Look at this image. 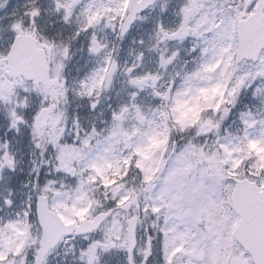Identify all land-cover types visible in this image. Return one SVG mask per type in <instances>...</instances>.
<instances>
[{"label": "snow or ice", "instance_id": "6c2138e0", "mask_svg": "<svg viewBox=\"0 0 264 264\" xmlns=\"http://www.w3.org/2000/svg\"><path fill=\"white\" fill-rule=\"evenodd\" d=\"M0 264H264V0H0Z\"/></svg>", "mask_w": 264, "mask_h": 264}]
</instances>
